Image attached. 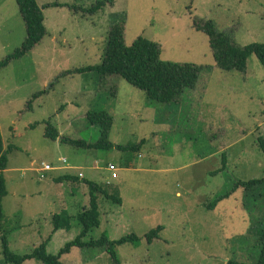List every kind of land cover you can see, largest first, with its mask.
<instances>
[{"label": "rangeland", "instance_id": "374dc122", "mask_svg": "<svg viewBox=\"0 0 264 264\" xmlns=\"http://www.w3.org/2000/svg\"><path fill=\"white\" fill-rule=\"evenodd\" d=\"M37 1L49 36L0 71V136L8 159L4 177L9 191L3 202L0 264H8L1 235H8L15 253H32L46 243L47 252L55 255L80 234L75 221L72 231L53 236L54 216L76 215L81 206H89L87 192L79 193L81 179L56 181L79 172L122 199L119 204L101 198L102 225L83 240L107 235L119 241L131 234L141 240L139 247H117L121 264H256L260 246L246 237L264 213V185L251 189L248 198L240 188L215 209L208 205L240 180L264 178V150L258 139H264L261 61L250 57L246 73L218 67L213 73L202 71L196 90L187 91L180 102L168 103H148L145 93L127 82L116 97L99 86L98 73H67L102 65L111 26L122 20L127 22L126 41L138 36L158 43L164 62L215 66L209 39L195 28V19L213 20L219 32L233 35L241 47L264 44V0ZM100 1L105 4L96 13L84 11ZM25 37L17 2L0 0V61L20 48ZM73 78L87 95L69 102L65 93ZM143 99L154 114L144 110ZM90 109L114 114L111 142L135 145L144 140L141 151L127 152L130 166L123 162L124 151L89 149L46 137L51 120L63 132L61 139L95 144L101 128L88 119ZM223 153L227 168L214 173L222 167ZM78 157L86 162L77 164ZM97 159L101 169L91 170ZM71 165L85 169L66 168ZM46 166L52 171L43 177ZM250 198L257 209L248 206ZM158 227L163 228L160 238L148 244L146 235ZM79 249L65 264H115L103 249ZM25 264L42 262L32 259Z\"/></svg>", "mask_w": 264, "mask_h": 264}, {"label": "trees", "instance_id": "16d2710c", "mask_svg": "<svg viewBox=\"0 0 264 264\" xmlns=\"http://www.w3.org/2000/svg\"><path fill=\"white\" fill-rule=\"evenodd\" d=\"M18 4L21 16L26 25V37L21 47L16 49L12 54L4 60L0 61V71L10 65L11 62L20 60L30 54L41 42L47 37L48 30L45 26V15L43 9L38 5L37 0H15ZM104 2L89 9L84 10L89 13H96L102 9ZM52 6H60V4H52ZM127 22L122 20L111 26L108 38L107 48L103 52V64L100 66L80 67L74 71L67 73L70 76L98 73L101 78L100 87L111 91L113 96L118 97L121 84L129 83L136 89L143 91L146 95L148 103L152 101L168 103L180 102L181 97L187 92L196 90L200 74L207 70L211 73L214 67H218L225 71H239L246 73L248 70V60L255 55L261 61L264 67V44H251L246 47L239 46L233 35L229 33L219 32L216 23L211 19H195V28L198 32L205 34L209 39V46L215 61L213 65L198 66L192 63H172L161 60V47L158 43L138 37L132 46L127 45L126 33ZM264 43V42H263ZM107 81V82H104ZM109 86V87H106ZM46 91L34 94V98H39ZM88 119L91 124L99 125L101 128V137L95 144L86 145L81 141L71 139H61V132L49 120L47 125L46 137L64 143L86 147L89 149H118L120 151H140L144 140L140 144L121 145L111 142V132L114 126L115 116L109 110H89L87 112ZM262 149L264 150V139L258 138ZM226 154H222V167L214 173H220L227 168ZM7 155L4 153L3 138L0 136V234L1 221L5 219L4 199L8 196V186L4 177V171L7 169ZM73 180L71 176L64 175L58 177L56 181L59 183L65 180ZM89 188V207H85L83 212L73 217L67 213H61L53 218L54 231H72L76 221L77 227L80 228V234L70 242H67L57 254H49L47 252V244L44 243L36 248L32 253L18 254L10 249V242L7 234L1 235L3 242V253L8 264H25L28 260L38 259L42 264H65L62 261L63 256L71 253L73 249L80 248H100L109 253L115 264H121L118 259L117 247L132 244L139 247L140 239L134 235H126L119 241H112L107 235L99 240L84 241L91 231L101 227V198L113 199L115 202L122 204L121 197L110 195L106 187L95 183L88 182ZM264 185V178L254 179L251 181H238L234 184L229 192L218 197L213 203L208 205L209 209H215L219 202L230 198L240 188L245 189L244 198H248L247 194L256 186ZM248 206L254 209L256 204L252 198L248 200ZM257 209V208H255ZM162 227L151 230L146 235L148 244L160 238ZM247 241H253L260 246L261 252L256 264H264V213L257 216L256 221L250 226L246 237ZM79 249V250H80ZM88 264V262H87ZM93 264V263H90ZM229 264H245L237 261H230Z\"/></svg>", "mask_w": 264, "mask_h": 264}, {"label": "crops", "instance_id": "0c3cea01", "mask_svg": "<svg viewBox=\"0 0 264 264\" xmlns=\"http://www.w3.org/2000/svg\"><path fill=\"white\" fill-rule=\"evenodd\" d=\"M38 2V1H37ZM39 5V4H38ZM40 7H41V5H39ZM42 9H43V7H41ZM44 10V9H43ZM137 38H138V36H137ZM137 38L133 41V40H131L129 43L127 42V45L128 46H132L133 45V43L137 40ZM132 42V43H131ZM216 69V68H215ZM71 70V69H70ZM70 70H68V71H70ZM214 70V69H213ZM213 70H212V73H213ZM70 81V80H69ZM98 81H99V83L101 82V78L98 76ZM96 82H97V80H96ZM104 82H107V81H104ZM69 88L67 89V91H66V93H65V95H66V98H67V101H69V99H71V100H73L72 98L73 97H76L77 95H87V93H84V92H81V91H79L78 89H77V82H75V78H73V80H71L70 81V83H69ZM100 86V85H99ZM120 91L121 90H119V94H120ZM79 93H81V94H79ZM119 94H118V97H119ZM84 95V96H85ZM85 100H87L86 98H84ZM146 100V99H145ZM145 100L143 99L142 100V106H143V108H144V110L147 108V109H149L150 111H148V113L149 114H154L153 112H151V109H152V107H151V105H148L147 106V102H145ZM67 101H66V103H67ZM89 101V100H88ZM70 102V101H69ZM68 104V103H67ZM78 105V104H77ZM69 125V123L67 124V126ZM61 132V137L63 136V132L62 131H60ZM61 140V139H60ZM116 144V143H115ZM140 151H141V149H140ZM125 153V152H124ZM140 157H141V155H140ZM122 159L124 160L125 159V161H123L124 163H125V165L126 166H130L131 164H132V161H131V158H130V156H128L127 155V152H126V154H125V156H123L122 157ZM64 160H66V159H64ZM67 161V160H66ZM74 161L75 162H77V164L78 163H84V162H86V161H84V160H81V159H79V157L78 158H74ZM65 163H67V162H65ZM98 163H99V159H97V161H96V168L95 167H91V170H94V169H97V170H99V169H101V167H99V165H98ZM121 164V163H120ZM66 168H68V169H75V170H82V169H85V167H83V166H81V165H78V166H69V167H66ZM62 169V168H61ZM61 169H58V170H61ZM117 171H118V169H117ZM64 175H68V176H71L72 178H74L73 180H75L76 179V177H77V179H81V181L83 182V186H82V188H81V191H79V193L81 194V196H83L84 195V192H87V195L86 196H88V198H89V188H88V186H87V184L84 182V180L86 179V176H85V174H83L82 172H79V174L77 175V176H74V175H72V174H63V175H61V176H64ZM61 176H59V177H61ZM117 177H118V175H117ZM96 183V182H95ZM50 185H52V184H50ZM85 198V197H84ZM59 199H61L60 198V196H59ZM88 203H89V199H88ZM87 208V207H89V206H87V205H84V207L83 206H81V208H79L78 209V213L75 215L74 213L73 214H69V215H71V216H73V217H75V216H77L78 214H80V213H82L83 212V209L84 208ZM58 215V214H57ZM56 233L58 234L59 233V231L58 232H54L53 231V236H56ZM62 248V247H61ZM60 248V249H61ZM77 249V248H76ZM76 249H73L72 251H71V253L70 254H68V255H65V256H63V258H62V261L64 262L65 260H66V258L69 256V255H71L72 253H74L75 252V250ZM65 263V262H64Z\"/></svg>", "mask_w": 264, "mask_h": 264}, {"label": "built area", "instance_id": "2783aa9c", "mask_svg": "<svg viewBox=\"0 0 264 264\" xmlns=\"http://www.w3.org/2000/svg\"><path fill=\"white\" fill-rule=\"evenodd\" d=\"M63 162L65 163L66 160H63ZM42 171L44 172L43 177H45L48 172L52 171V168L50 166H46L44 169H42ZM115 177H117V175Z\"/></svg>", "mask_w": 264, "mask_h": 264}, {"label": "clouds", "instance_id": "9594fccd", "mask_svg": "<svg viewBox=\"0 0 264 264\" xmlns=\"http://www.w3.org/2000/svg\"><path fill=\"white\" fill-rule=\"evenodd\" d=\"M67 162V161H66ZM64 163V162H63Z\"/></svg>", "mask_w": 264, "mask_h": 264}]
</instances>
